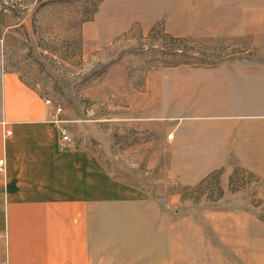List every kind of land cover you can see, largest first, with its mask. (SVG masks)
I'll use <instances>...</instances> for the list:
<instances>
[{
	"label": "crops",
	"instance_id": "0c3cea01",
	"mask_svg": "<svg viewBox=\"0 0 264 264\" xmlns=\"http://www.w3.org/2000/svg\"><path fill=\"white\" fill-rule=\"evenodd\" d=\"M143 11L177 35L264 29V0H154ZM179 67L174 94H144L116 118L145 130L154 114L181 181L217 168L229 174L236 162L258 176L264 197V65ZM50 110L0 66V261L7 253L9 264H264L259 217L242 207L193 211L190 220L170 214L109 171L86 139L61 147Z\"/></svg>",
	"mask_w": 264,
	"mask_h": 264
},
{
	"label": "rangeland",
	"instance_id": "374dc122",
	"mask_svg": "<svg viewBox=\"0 0 264 264\" xmlns=\"http://www.w3.org/2000/svg\"><path fill=\"white\" fill-rule=\"evenodd\" d=\"M152 5L154 0H0V66L16 71L44 103L49 98L61 106L59 123L51 116L54 104L45 103L51 107L48 120L67 128L70 146L86 139L109 171L145 188L170 214L192 217L193 211L207 208L242 207L264 221L259 179L248 175L244 186L229 189L233 168V178L239 174L236 162L229 174L220 172L222 197L209 200L201 193L204 187L191 188L200 178L185 183L172 174L174 154L160 141L154 114L152 127L145 130L131 119L116 118L144 94H174L183 75L179 66L192 65L176 63L179 58L168 53L169 40L161 34H177L167 31L162 20H150L143 10ZM180 36L194 38L185 45L190 59L198 61L193 63L264 65V29L239 36ZM169 132L165 137L171 138ZM0 237L6 240V232ZM5 260L9 264L7 253L0 264Z\"/></svg>",
	"mask_w": 264,
	"mask_h": 264
},
{
	"label": "trees",
	"instance_id": "16d2710c",
	"mask_svg": "<svg viewBox=\"0 0 264 264\" xmlns=\"http://www.w3.org/2000/svg\"><path fill=\"white\" fill-rule=\"evenodd\" d=\"M87 19V18H85ZM161 37H165L167 40H169L168 45V53H171L175 56H177L179 59L176 61V63H189L192 65H202L204 63H193L198 61H193L190 59L192 55L188 54L189 48H187L185 45L187 41L193 40L194 38L189 36H180V35H171L168 32H162ZM200 62L202 60H199ZM205 62V61H202ZM206 65H210L209 63H206ZM235 169L239 170V174H237L236 178H233V171L230 173V177L228 180V186L229 189L236 190L242 186L245 185V183L248 182V175L249 177L255 178V180H258V176L253 173L252 171L242 167V166H235ZM221 169L217 168L212 171H209L206 173L203 177H201L193 186H191L192 189L196 190L198 187H204V189H201V193H205V196L209 200H216L223 195V188L220 184L219 175H220ZM183 197H188L184 193L182 194ZM199 197L195 198L194 200L197 201Z\"/></svg>",
	"mask_w": 264,
	"mask_h": 264
},
{
	"label": "built area",
	"instance_id": "2783aa9c",
	"mask_svg": "<svg viewBox=\"0 0 264 264\" xmlns=\"http://www.w3.org/2000/svg\"><path fill=\"white\" fill-rule=\"evenodd\" d=\"M45 103L54 104V111L51 114L52 119L54 121L62 123V120L58 117V113L61 111V106L60 105L56 106V104L52 100H50L49 98H45ZM58 131H59V140H60L59 143H60V145L63 147L70 146L72 144V138H71L67 128L63 124H59L58 125ZM167 136L172 137L173 133L169 132L167 134ZM3 167H4V159H3V157H0V172L3 171ZM2 264H8V262H6V260H5L4 263H2Z\"/></svg>",
	"mask_w": 264,
	"mask_h": 264
}]
</instances>
